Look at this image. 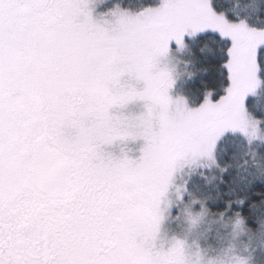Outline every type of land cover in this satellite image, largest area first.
<instances>
[{
    "label": "snow or ice",
    "instance_id": "6c2138e0",
    "mask_svg": "<svg viewBox=\"0 0 264 264\" xmlns=\"http://www.w3.org/2000/svg\"><path fill=\"white\" fill-rule=\"evenodd\" d=\"M262 160L264 0H0V264H254Z\"/></svg>",
    "mask_w": 264,
    "mask_h": 264
},
{
    "label": "rangeland",
    "instance_id": "374dc122",
    "mask_svg": "<svg viewBox=\"0 0 264 264\" xmlns=\"http://www.w3.org/2000/svg\"><path fill=\"white\" fill-rule=\"evenodd\" d=\"M139 143H142L140 141ZM118 151L119 149H115ZM178 183L183 182V177H178ZM172 227H179L182 229V234L186 237L190 251L195 255L197 252L201 253L205 258L222 255L221 247L226 251L229 245H233L238 254L247 255L244 251V246L247 240L243 237L232 239L230 236L224 234V230L219 222L214 217H207L196 228L189 229L187 224L182 221H174ZM252 244L258 245V240H253ZM209 245L217 246V251L213 252ZM231 253L224 256L225 260L230 259ZM254 264H264V255L260 252L256 253Z\"/></svg>",
    "mask_w": 264,
    "mask_h": 264
},
{
    "label": "trees",
    "instance_id": "16d2710c",
    "mask_svg": "<svg viewBox=\"0 0 264 264\" xmlns=\"http://www.w3.org/2000/svg\"><path fill=\"white\" fill-rule=\"evenodd\" d=\"M260 163H261L262 165H264V160L260 161Z\"/></svg>",
    "mask_w": 264,
    "mask_h": 264
}]
</instances>
